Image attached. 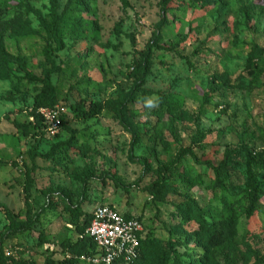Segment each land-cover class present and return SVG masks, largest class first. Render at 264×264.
<instances>
[{
  "label": "rangeland",
  "instance_id": "1",
  "mask_svg": "<svg viewBox=\"0 0 264 264\" xmlns=\"http://www.w3.org/2000/svg\"><path fill=\"white\" fill-rule=\"evenodd\" d=\"M57 1L60 13L68 0ZM126 1L93 0L84 16L95 23L96 31L78 40L72 26H65L60 51L52 36L50 0L8 1L27 2L39 16L18 8L6 13V20L22 21L19 35L5 36L6 51L24 61L26 72L42 79L50 68L45 51L52 49L49 58L61 73L51 75L50 82L67 111L64 125L74 137L70 140L72 134L65 130L41 140L24 136L15 124L31 121L40 85L22 79L23 73L0 81V204L15 220H25L24 185L30 170L33 186L27 203L31 215L40 216L33 230L3 246L17 263L43 264L47 258L62 262L59 244L77 239L74 228L65 224L64 209L78 208L89 215L99 206L121 215H141L145 233L164 246L178 242L184 263L196 260L203 250L194 239L197 224L182 209L185 201L194 199L208 222L221 209L215 199L220 191L207 188L213 179L211 167L220 165L225 151L264 152V53L256 57L253 51L264 50V0H178L166 14L161 0ZM205 2L208 8L201 5ZM198 20H203L200 34L188 36L189 25ZM155 35L165 52L148 50ZM144 61L151 65L146 81L136 84L130 74ZM217 86L225 88L216 91ZM142 91L144 101L125 103L130 93L142 97ZM83 101L119 103L131 128L140 136L154 130L167 147L158 143L147 150L133 141L110 108L95 119L77 120L70 107ZM78 146L88 148L84 156ZM189 147L202 164L184 158L179 165L202 185L194 186L187 178L173 180L177 195L164 204L154 203L146 191L156 180L154 171ZM29 152L37 155L33 162ZM228 172L233 185H242V161L231 163ZM240 205L235 206L237 240L247 233L245 241L264 264V200L260 213L249 221L243 214L247 203L241 200ZM7 227L0 209V237ZM238 249L247 252L239 243ZM215 257L214 264L244 263L239 252L226 246L219 247ZM256 261L251 256L247 264Z\"/></svg>",
  "mask_w": 264,
  "mask_h": 264
},
{
  "label": "trees",
  "instance_id": "2",
  "mask_svg": "<svg viewBox=\"0 0 264 264\" xmlns=\"http://www.w3.org/2000/svg\"><path fill=\"white\" fill-rule=\"evenodd\" d=\"M8 1L9 0H0V81H12L15 73H23L25 75L22 79L26 80L30 84L38 83L40 85L38 93L34 95L33 106L29 112L31 121L26 125L21 126L15 124V127L18 130H22L24 136H30L33 139L39 138V140H41L44 136L52 137L48 134L46 124L39 116L38 111L41 109H52L55 106H61L65 109V106L58 101V92L55 88H53L50 82L51 75L61 73V69L60 67H55L53 61L49 58V54L52 49H47L45 51L46 61L50 64V68L44 71L42 79H36L30 73L26 72L25 63L21 60V58L13 57L7 53L5 48V36L7 34L11 36L19 35L18 28L22 25V21L19 18L6 20V13L13 8H18L20 10H24L26 13L39 16V12L35 11L30 5H28L27 2L9 5ZM92 1L93 0H68L62 11L58 13V1L50 0L52 36L56 41V51L63 50L64 48L62 41L59 38L64 36L63 29L66 28L65 26H72L74 31L73 36L78 40L84 39V36H86L89 31H96L95 23L92 20H88L86 16H84L88 15V8ZM175 1L178 2V0H161V11L166 14L168 10H174L171 7V4L177 3ZM121 2L124 5H127L126 0H121ZM201 5L208 8L210 4L205 2ZM201 8L205 10L203 7ZM75 13L81 14L80 16L75 17ZM208 13L211 14L210 11ZM202 28L203 20L196 21L194 25L190 24L188 28V36H198ZM21 36L23 38L26 37L24 34ZM151 47L162 53L166 51L165 47L159 45V37L157 35L154 36V42L150 43L148 50H150ZM253 51L256 53V57H259L260 54L264 53V50L260 51L257 47H255ZM149 65V63L145 62L143 65H136L134 67L130 77L135 79L136 84L144 83L146 81L148 69L151 66ZM15 79L17 81L21 80L19 78ZM222 88L225 87L217 86L215 90L217 91ZM145 94L146 93L142 91V97H136L133 93H130V95L126 97L125 103L131 104L134 102L144 101L146 98ZM163 100L164 99H162V101ZM106 108H110L117 114V119L124 129L131 134L133 141L145 144L147 150H153L158 143L163 147H167V144L156 135L154 130H152V133L140 136L135 129L131 128L129 121L127 120L125 108L117 102L108 101L104 104L97 101H83L71 106L70 111L74 114V117L77 120L88 121L100 116ZM160 114L162 113L159 111L157 115ZM66 116L67 111L60 117L61 126L59 133L60 131L65 130L72 134V132L68 131L64 125ZM152 129L154 128L152 127ZM58 134L56 136H58ZM73 138L72 134L70 140ZM195 140L197 141V139ZM77 148L81 150L82 154L88 150L85 146H78ZM36 157L37 155H35V153L29 152L31 162H33ZM184 158H192L195 163L199 165L202 164L194 156L191 147L180 149L172 161L164 163L154 171L156 180L146 188L148 195L154 203L164 204L166 203L167 198L177 195L176 188L172 183L173 180H182L187 178V182H191L194 186L202 185L201 179H191L189 173L183 171L180 167L179 162ZM234 161L243 162L245 179L242 185H233L231 175L228 172L231 163H234ZM207 166L209 167L210 165L207 164ZM211 170L213 172V179H211L212 182L207 186V188L212 189L214 193L216 190L220 191L219 198L215 199L221 205L220 214H218L221 216L213 215L207 222V216L201 212V209H199L197 205L198 203L194 199L185 201L182 209L186 212V218L197 224L198 230L194 239L198 242V246H200L203 250L200 258L196 260L189 259V263L187 264H214L216 261V250L219 247L225 246L230 250L239 252L243 258V264H247L251 256L257 259L255 264H259L261 262L258 261L259 256L255 252L251 251L245 241V239H249L247 233L239 242L237 240L238 216L236 215L235 206L242 207L240 205L241 200H244V202L247 203L246 209L243 210L246 221L252 220L256 214L260 213V203L264 200V152H253L246 148L237 151H225L224 159L220 165L217 168L211 167ZM31 173L32 171L28 170L25 176V220L23 222L15 220L5 207L0 204V209H3L8 221V227L6 228L5 233L0 237V264H33L28 262L17 263L13 256L6 257L5 254L9 251L3 247L7 241L16 239L19 235L29 233L39 223L40 216H32L27 203V199L29 198V194L33 186ZM228 192H231V194H228ZM64 212H66L65 224L74 228L77 239L75 242L67 239L59 244L61 254L63 255L62 262L47 258L44 260L43 264H80L81 259L88 257L91 258L97 254L95 244L91 239L85 236V231L92 219V213L88 215L81 212L78 208L73 210L65 208ZM196 212H201V214H198V216ZM123 217L130 218L132 215L126 214L123 215ZM134 218L142 223L141 215ZM38 237L42 240V246L44 243L42 234H39ZM238 243L246 248V253H241L239 251ZM178 248H180V244L176 241H168L164 246L159 239L153 238L151 233H145L143 239H141L139 243L138 257L130 264H186L181 261V255H179L177 251ZM115 264L125 263L122 259H118Z\"/></svg>",
  "mask_w": 264,
  "mask_h": 264
},
{
  "label": "built area",
  "instance_id": "3",
  "mask_svg": "<svg viewBox=\"0 0 264 264\" xmlns=\"http://www.w3.org/2000/svg\"><path fill=\"white\" fill-rule=\"evenodd\" d=\"M66 113L61 106L52 109H41L39 116L46 124L47 132L54 137L60 130V117ZM145 234L144 226L133 216L124 218L114 208L99 206L92 212V219L85 231V236L93 241L97 254L83 258L84 264H115L122 259L130 264L138 257L140 240ZM9 257V252H6Z\"/></svg>",
  "mask_w": 264,
  "mask_h": 264
}]
</instances>
